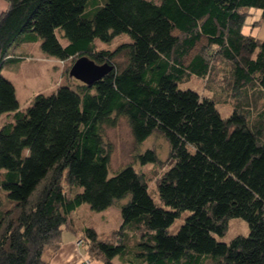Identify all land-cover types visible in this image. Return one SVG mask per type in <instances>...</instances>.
Segmentation results:
<instances>
[{
    "label": "trees",
    "instance_id": "16d2710c",
    "mask_svg": "<svg viewBox=\"0 0 264 264\" xmlns=\"http://www.w3.org/2000/svg\"><path fill=\"white\" fill-rule=\"evenodd\" d=\"M5 1L0 70L15 46L40 40L60 60L86 55L101 75L76 89L38 93L20 109L13 83L0 73V117L12 114L0 125V191L11 204H0V264H49L44 252L58 249L72 210L86 203L102 211L121 199L118 228L100 236L92 226L81 230L89 260L264 264V105L257 108L253 97L264 94V39L242 32L247 9L264 17V0ZM120 34L130 40L95 48V40ZM121 53L123 63L116 60ZM220 62L234 99L227 117L213 98L179 87L191 76L206 79ZM120 116L135 142L153 132L167 140L172 164L157 192L170 209L154 202L132 165L108 175L103 127ZM138 159L154 163L157 156L149 149ZM64 184L80 190L67 193ZM235 217L247 222L248 234L219 241L215 235Z\"/></svg>",
    "mask_w": 264,
    "mask_h": 264
},
{
    "label": "rangeland",
    "instance_id": "374dc122",
    "mask_svg": "<svg viewBox=\"0 0 264 264\" xmlns=\"http://www.w3.org/2000/svg\"><path fill=\"white\" fill-rule=\"evenodd\" d=\"M250 12L247 9V13ZM254 18V17H253ZM259 18V17H258ZM257 30L256 37L264 39V17L260 22L253 21ZM259 23V24H258ZM57 37L61 44L65 45L67 40L62 36L60 29L56 30ZM130 39L126 34L115 36L109 42L95 40L96 49L112 50L117 45L128 42ZM40 40H34L27 43H21L14 47L11 59L7 60L0 73L10 80L15 87V94L19 102L20 109H25L32 105L34 96L38 93L45 95L56 91L60 85L68 84L73 89H76L81 80L68 75L75 57H70L65 60H60L55 56L45 53L40 47ZM119 63L125 60L124 54H119L116 57ZM221 63V62H220ZM216 63L211 70L212 74L205 78L191 76L188 80L181 82L179 87L182 89L190 88L197 91L202 96H209L216 102V107L221 116L227 117L231 112L234 104V99L230 95L229 89L226 86L227 65L225 63ZM223 68V69H221ZM214 72V75H213ZM219 79L225 85L219 84ZM257 97V108L264 105V94L254 91ZM251 97L250 99H253ZM12 120V114H3L0 117V125L5 121ZM103 138L110 147L108 175H114L119 169L126 165H132L133 168L143 174L149 194L154 202L165 209H170L164 205L158 197L157 185L162 174L170 167L172 160L169 157V144L165 137L159 132H153L144 141L135 142L130 127L125 117L117 118L115 126L103 127ZM153 150L157 156V161L154 163H140L138 155L146 150ZM64 190L67 193H73L80 190L78 187L70 188L64 184ZM127 199H121L115 205H112L108 211L92 210L88 204L84 203L78 210L82 217L77 220L85 221L89 225L94 226L97 233L103 235L113 229L118 228L121 223L120 205L126 202ZM1 208H8L11 204L6 200L5 194L0 191ZM190 211H183L169 226L168 232L175 233L180 225L184 222ZM77 216V213H74ZM249 227L247 222L242 218H230L227 222V229L222 236L215 235L219 241L229 242L236 235H247ZM130 244L134 242V238L130 237ZM95 264H103L99 259H92ZM113 264H129L122 262L118 257L113 258ZM206 264H210L207 261Z\"/></svg>",
    "mask_w": 264,
    "mask_h": 264
},
{
    "label": "crops",
    "instance_id": "0c3cea01",
    "mask_svg": "<svg viewBox=\"0 0 264 264\" xmlns=\"http://www.w3.org/2000/svg\"><path fill=\"white\" fill-rule=\"evenodd\" d=\"M7 6L8 4L5 0H0V14L7 9ZM249 11L250 16L247 18L248 20L245 25H243L242 32L244 34L256 36L255 31L257 30V27L254 25L255 23L253 21H261V10L251 8ZM82 206L83 204L76 207L69 213L70 228L63 229L61 243L58 249L54 253H51L49 249L45 250L44 257L49 264H95V262L89 260L85 244L81 241V230L86 226H92L85 221L77 220V217L79 219L82 217V215L78 212ZM109 209L110 207L105 209V211H108ZM74 213H77V216Z\"/></svg>",
    "mask_w": 264,
    "mask_h": 264
},
{
    "label": "water",
    "instance_id": "95a60500",
    "mask_svg": "<svg viewBox=\"0 0 264 264\" xmlns=\"http://www.w3.org/2000/svg\"><path fill=\"white\" fill-rule=\"evenodd\" d=\"M101 67L86 55L78 57L69 69V76L90 83L100 77Z\"/></svg>",
    "mask_w": 264,
    "mask_h": 264
}]
</instances>
